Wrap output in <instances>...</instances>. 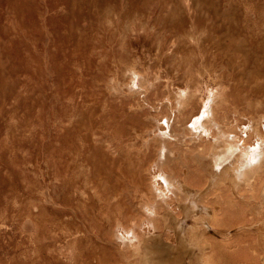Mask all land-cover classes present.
Instances as JSON below:
<instances>
[{
	"label": "rangeland",
	"instance_id": "rangeland-1",
	"mask_svg": "<svg viewBox=\"0 0 264 264\" xmlns=\"http://www.w3.org/2000/svg\"><path fill=\"white\" fill-rule=\"evenodd\" d=\"M226 137L264 149V0H0V264H264V164L211 175Z\"/></svg>",
	"mask_w": 264,
	"mask_h": 264
},
{
	"label": "bare ground",
	"instance_id": "bare-ground-1",
	"mask_svg": "<svg viewBox=\"0 0 264 264\" xmlns=\"http://www.w3.org/2000/svg\"><path fill=\"white\" fill-rule=\"evenodd\" d=\"M183 90V89H182ZM184 92H185V90H184ZM182 94V93H181ZM189 95V94H188ZM190 96V95H189ZM184 98V96H180V99H182L183 100V98ZM179 99V100H180ZM213 101H214V98L211 100V101H209V102H207L206 104H205V108H206V110L205 111H203V114H202V116H197L194 120H193V122H192V127L190 128L191 130H192V128L193 129H204V131H207V130H209L210 128H211V124H214V125H216L217 126V122H216V120H215V118L210 114L211 112H212V103H213ZM180 102H183V101H181L180 100ZM185 103V102H184ZM179 105H181V104H179ZM182 106V105H181ZM259 127V126H258ZM217 128V127H216ZM222 130V129H221ZM255 131L260 135V136H262L261 135V132H260V129L259 128H256L255 129ZM210 132V131H209ZM222 132V131H221ZM224 132V131H223ZM225 133V132H224ZM225 134H227V136H230V135H228L229 133L227 132V133H225ZM225 134H224V138H225ZM221 136H223V134H220ZM218 137V136H217ZM217 137H216V139H217ZM223 137H222V139H224ZM227 138V137H226ZM219 139V138H218ZM231 139V138H230ZM229 138H227L226 140H225V143H226V145H225V147L227 146L228 147V149L226 150V152H224V154H221V153H218V151H215L214 153V162H215V168L214 167H212L211 168V170H212V172H211V175H216L217 177H218V174L220 173L221 174V177H223L222 175H224V176H228V177H230V178H232L231 180L232 181H234V183L236 182L235 180H239V181H241V182H243L244 181V183H245V181H249V182H251V180L250 179H252L254 176H253V174L255 173V174H257L256 172L262 167V165L264 164V149L260 146V143L261 142H258L257 143V145H249V146H244V147H241L240 149L237 147V144H238V140L236 141H234V140H230ZM218 141V140H217ZM220 143V142H219ZM262 144V143H261ZM213 145V144H212ZM215 145V144H214ZM163 147L165 148V147H167V145H165V144H163ZM216 147V146H215ZM220 148V147H219ZM218 148V149H219ZM223 148V147H222ZM166 149V148H165ZM217 149V150H218ZM225 149V148H224ZM165 151V150H164ZM165 153V152H164ZM162 155V154H161ZM166 155V154H165ZM212 156V155H211ZM228 156H232V159L230 160V162H228V164H226L225 166L223 165V166H221V164L219 163L220 162V160H222V159H225L226 157H228ZM162 158V157H161ZM165 158V157H164ZM206 158V157H205ZM163 159V158H162ZM166 159V158H165ZM203 159V158H202ZM213 161V160H212ZM213 163V162H212ZM222 167V168H221ZM169 175V174H168ZM178 176H179V174H178ZM181 176V175H180ZM162 177H163V179H164V181L167 183V187H171V185L172 186H174L175 187V189H178V191H176L177 192V194H183L182 192H184V190H185V188H183L182 186H183V184H182V182H179V181H176V185L173 183V181H172V179L170 178V177H168L166 174H164L163 172H162ZM174 177H176V176H174ZM211 177H213V176H211ZM216 177V178H217ZM153 182L155 183V188L156 189H160L159 187H158V185H159V182H158V177H156V175H155V177H154V180H153ZM222 182V181H221ZM252 183V182H251ZM181 184H182V186H181ZM236 184H238L237 182H236ZM236 184H234V185H236ZM241 184H243V183H239V185H241ZM174 189V188H173ZM173 189H171V190H173ZM157 190V191H158ZM170 190V191H171ZM180 190L182 191L181 193H180ZM174 191V190H173ZM160 193H162V192H160ZM175 193V192H174ZM199 193H197V195H198ZM179 198V197H178ZM192 199V198H191ZM182 200V199H181ZM163 201V200H162ZM195 201V200H194ZM152 209H153V211L155 212V214L154 213H149V215H150V218L151 219H154V216L157 214V208H158V205L157 204H153L152 206ZM170 207V206H169ZM199 206H197V208H198ZM156 208V210H154ZM164 208V207H163ZM162 208V209H163ZM207 209V208H206ZM206 209H204V207H203V209L202 210H206ZM175 212V211H174ZM207 212V211H206ZM171 212H170V210L168 209L167 210V212L165 213V216H164V221H166V225L167 226H172V224L176 227V228H181V226L184 224L183 222H181V221H177V220H173L171 223H168L167 221V217L169 216L170 217V214ZM160 219H161V217H160ZM206 220H205V218L203 217V218H201V219H199V220H197V221H195V224L194 225H196V226H186V228H188V227H191V229L192 228H194V232H193V234H194V236H195V238L197 239V238H199V236H198V234H199V230L200 231H202L201 233H205V228L204 227H202L201 225H199V223L201 224V223H204ZM210 221L211 222H213V220L212 219H210ZM154 222V221H153ZM217 222V221H216ZM216 222H214L215 224H216ZM208 223V222H207ZM209 225V224H208ZM154 228V227H153ZM184 229V228H182V229H184L185 231H184V233H186V235H190V234H188V229ZM155 229V228H154ZM156 230H157V228H156ZM160 230V229H159ZM188 230V231H187ZM170 232V231H169ZM220 234V233H219ZM192 235V234H191ZM120 235H118V237H119ZM134 240H137V243H138V249H139V247L141 246L142 247V245H141V243H142V241H143V238H144V236H143V234L142 235H140L139 233H135L134 234ZM123 237H125V236H123ZM166 237V236H165ZM190 237V236H189ZM118 239H120V238H118ZM125 239H126V237H125ZM196 239H195V241H194V243H199V242H197L196 241ZM131 240V239H130ZM192 240V239H191ZM206 240V239H205ZM127 241H129V239H127L126 241H124L123 240V244H125L126 246L129 244L130 245V243L128 242V244H127ZM184 241H187V240H183V238H181L180 239V245H184V246H186V244H185V242ZM133 243V242H132ZM122 244V245H123ZM210 244L211 243H209V242H207V244H203V243H199V244H197V246H198V248H197V250L195 251V252H192L191 251V248L189 247V249H190V252H189V260H188V262H191V261H195V262H197V260H198V258L202 255V250H203V247H207V248H210ZM196 245V244H195ZM143 246H145L144 248H145V251L147 250V253H149L150 254V256H145V258L143 259V261H142V263L143 264H153V262L154 263H156V264H163V262L165 261V260H162V257H164L166 254H165V250H161V251H159L156 255H154V253L155 252H157V248L156 247H154V246H149L148 245V243H145ZM182 246L180 247L181 249H182ZM190 246V245H189ZM135 249H137V248H135ZM212 249V248H211ZM179 247H178V255H177V258H176V261H175V263H173V264H176V262H177V264H179V261L181 260V255L179 254ZM135 254H137L138 252H137V250L134 252ZM195 253H197V254H195ZM191 255H193V257H191ZM155 256H157L156 258H155ZM193 258V259H192ZM157 259H159V261L157 260ZM166 259V258H165ZM168 260H169V257L167 258ZM192 259V260H191ZM101 261V260H100ZM187 262V263H188ZM186 263V264H187ZM98 264H103L102 263V261L101 262H98ZM189 264V263H188ZM190 264H192V262L190 263Z\"/></svg>",
	"mask_w": 264,
	"mask_h": 264
}]
</instances>
